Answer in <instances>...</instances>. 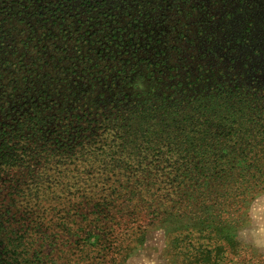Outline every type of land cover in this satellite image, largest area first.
Segmentation results:
<instances>
[{"label":"rangeland","instance_id":"1","mask_svg":"<svg viewBox=\"0 0 264 264\" xmlns=\"http://www.w3.org/2000/svg\"><path fill=\"white\" fill-rule=\"evenodd\" d=\"M18 1L0 0V106H3L4 112L18 107L22 104L17 99L21 94L19 87L25 86V90L30 91L36 87L34 91H40L36 96L42 98V105H47L44 112L46 115L57 113L61 118H68L66 123H73L58 134L55 132L52 136L41 138L38 152L41 151L43 157L38 159L39 165L28 157L26 161H30V164H26L25 168L6 172L5 184L8 189H3L4 185L0 182V208L9 211L10 223L13 220L22 223L14 216H21L18 210H26L23 192L30 185L39 190V202L44 201L48 206L45 216L47 221L52 220L51 223L55 224L48 225L47 233L51 235L48 247L42 249L44 261L47 264H186L183 254L175 249V239L185 228H189L191 232L198 218L202 217L210 222L211 227L215 224L220 226L219 229H223L229 239L221 240L217 232L209 234V231H204L202 238L193 230L189 233L192 242L187 240L189 251L198 245L215 250L214 246L219 240L218 245H222L224 250L217 252L223 259L220 264H264V190L249 196L245 206H234L233 192L236 191L233 190L232 177L229 181L231 183L227 182L223 187L217 186V182L216 185L203 184L202 198L190 201L180 198L181 187H177L171 180L173 177H169L170 168H163L162 165L155 168L159 164L156 161L158 151L152 149V145L157 143L170 146L167 135L159 132L164 126H160V122L155 124L156 121L148 125L145 117L138 124L129 121L131 116L142 115L144 111V98L141 96L147 92L154 93L151 89L154 81L152 77H146L151 70L148 69L149 61L153 60L145 58L139 62L134 58L133 65L128 64L132 72L129 73L127 83L108 84L101 91L99 102L97 98L92 105L94 96L87 92L94 84L86 79L88 70L86 67L82 68V61L78 63V67L68 68L66 63L69 66L73 64L71 49L65 55L63 51L60 52L61 44L56 40V7H37L33 11L28 10L26 1ZM72 2L77 5L80 3L79 0ZM242 2L246 4L241 3L237 8L239 3L236 0H206L203 5H197L196 13L190 15L186 23L178 25H184L188 32H193L198 38L203 36V45L213 47L214 56H217H212L213 66H217L219 56L223 54L227 55L224 61L233 58V48L241 47L237 44L253 48L259 45L253 40V35L241 34V31L264 32V0ZM15 6H18V10H12ZM11 13L12 17L17 18L16 28L7 21V14ZM36 21H42V24L32 27ZM137 28L141 30H136V33L144 32L143 26ZM42 33L46 35L35 40L36 35ZM235 34L238 35L233 39ZM170 38L173 39V35ZM196 42L194 48L198 46L201 54L203 46L198 45L199 39ZM50 43L56 45L52 46ZM171 46H175V42L172 41ZM216 46H225L226 50L214 49ZM92 49L93 47H84L81 52L84 61H87L84 59L87 54H94ZM111 49L113 47L110 45L108 51H105V55L110 56V65L103 69L109 76L114 71L112 66L119 63L111 57ZM121 51V58L124 60L128 59L130 52L133 54L130 47L127 52L124 49ZM247 52L237 55L232 71L227 65L220 66L227 68L232 74H243L252 94L263 93L264 90H257L254 79L260 78L264 82V71L260 75L250 74L247 73L250 70L243 69L240 64L244 55H248ZM68 55L71 56L69 59ZM204 59L205 57L201 62L209 61ZM103 60L106 59L99 58L89 63L90 72L102 69L98 66ZM41 70L43 72L39 74ZM204 76L208 80L214 77L209 74ZM223 78L219 76L217 82L227 83L228 79ZM207 85L209 89L214 88L209 81ZM107 90H110L109 94ZM159 90L161 93L166 92L164 89ZM115 93L121 96L116 98L120 103L115 106L114 111L122 112L124 100L133 102L130 109L124 111V117L117 122L105 119L108 116H102L111 108L105 98ZM60 104L62 108L59 107ZM84 113L86 116L97 113L106 122L95 128L94 123L87 121L84 128H77ZM14 114L15 111L11 112V117L6 120L0 107V122L6 123L8 127L14 125ZM147 127H150V135L147 134L145 138L142 135L146 133ZM47 128L46 126L44 130ZM47 147H57V150L54 157L47 158L49 160L44 164L46 153L43 149ZM145 148L150 150L142 152ZM230 173L233 174V171ZM183 181V186L191 184L189 179ZM178 183L182 184L180 180ZM211 187L214 196L208 195L212 192ZM174 191L178 195L172 196L171 192ZM238 209H243V215ZM12 228L14 231L20 230V234L25 229L16 222L12 223ZM211 230L213 229L210 228ZM208 237L212 238V242H208ZM233 240L236 242L235 256Z\"/></svg>","mask_w":264,"mask_h":264},{"label":"trees","instance_id":"2","mask_svg":"<svg viewBox=\"0 0 264 264\" xmlns=\"http://www.w3.org/2000/svg\"><path fill=\"white\" fill-rule=\"evenodd\" d=\"M153 1L148 0L147 4H141L140 14H142L144 9L147 10ZM155 1L160 3L161 6L159 7L162 8H164L162 6L164 1H168L167 7L170 12H173L172 6L169 4L171 0ZM242 1L236 0V3H239L237 8L241 6V3L246 4V2L243 3ZM176 2L179 1L174 0L173 4H176ZM176 7L179 11L180 9L185 11L183 6L177 5ZM8 17H10L9 20L13 19L14 23V18L12 16ZM169 18L172 19V25L168 26L167 30L158 26L160 28L158 36L162 39L156 44L161 45L157 48L155 46V52L150 57V60L154 62L149 61L148 66V69H151L150 75H146V77H152L154 81L153 88H151L154 93L147 92L141 96L144 98V111L142 115L131 116L129 121L138 124L145 117L148 125L156 121L155 124L160 122V126H164L159 132L167 135L170 146H161L157 143L152 145V149H157L158 151V159L156 161L159 164L155 168H159L160 165L163 168H170L169 177H173L171 180L177 187H181L180 198H186L189 201L197 200V198H202L201 193H203V190L201 187L203 184L216 185L215 182H217V186L223 187L227 182L231 183L229 181L233 177V190L236 191L233 192V205L238 207L245 206L249 196L264 190V96L261 95L264 92L252 94L248 90L250 86L246 84L247 80L243 79V74H232L228 72L227 68H223L220 65H227L232 71L234 63L237 61V55L248 51V55H244L240 60V64L243 69L250 70L247 73L252 72L254 75H260L264 71V32L257 30L241 31V34L248 33L253 35V40L259 45L253 48L242 43L237 44V46L241 47L233 48V58L224 61L223 59L227 55L223 54L219 56L217 66H213L211 64L214 63L212 58L217 56H214L212 46L203 45L205 38L203 36L198 38L193 32L191 33L187 29L178 27V25L183 23V19L179 18L177 13L172 14ZM71 25L70 34L71 39H73L72 35L78 33L83 26L75 28V24ZM128 26H130L129 23L124 28H128ZM163 33H165L164 36ZM37 35L41 38L45 34ZM78 35L77 40H80L79 37L81 36L80 34ZM170 35H173V39L170 38ZM237 35L235 34L233 39ZM198 39V45L203 46L201 54L198 46L194 48ZM62 41L60 38V42ZM172 41L175 42L173 47L171 46ZM147 42L144 41L143 44L145 45ZM177 42L181 46H178ZM51 45L54 46L56 44ZM73 47L76 46L73 44ZM77 49L76 54L78 55L82 47L78 46ZM214 49L224 51L226 47L216 46ZM144 53L146 55L149 54L147 49L144 50ZM79 57L77 56V58ZM204 57V60L208 59L209 61L201 62ZM141 61L144 60L141 59ZM42 72L41 70L39 74ZM208 74L214 77H210L211 79L208 80L204 76ZM219 76L224 77L223 79L227 78L228 81L226 80V82L231 85L226 86L227 83L225 82L224 84L217 82L219 81ZM94 79L108 85L109 78L107 76ZM120 79H124L126 84L129 76L124 75V78ZM254 80L257 90H264L262 79L255 78ZM207 81L214 85L213 89L207 88ZM240 86L242 87L241 90L239 89ZM159 89H164L166 92L161 93ZM87 93L94 96V99L91 100L93 105L95 100L99 99V95L95 94L94 91ZM119 96L121 95H109L108 101L111 108L106 110L108 111L107 113L102 114L103 117L108 116L105 119L109 118L114 122L120 121L124 117V113L133 105L132 101L124 100L123 103L125 105L122 108V112L114 111L115 106L120 103V100L116 101ZM112 100L116 104H113ZM22 101L25 103L14 110L17 111L16 115H18L13 120L15 121L14 125L8 127L6 123L0 122V182L4 185L3 189L7 188L5 184L6 172L9 173L10 170L16 168H25L26 164H30V161H26L28 157H31L39 165L38 159L43 157L42 152H38L40 141L45 139L47 135L52 136L55 132L57 134L60 133L65 127L72 124V122L66 123L67 119L62 121L59 115H46L44 112L47 105H41L42 98L39 100L32 96L29 99L28 96H23L19 98V102L22 103ZM156 102L159 104H156ZM134 105L138 106L136 103ZM0 107L5 119L9 120L10 113L13 110L8 109L4 112L3 106ZM59 111L60 113L62 112L60 109ZM103 117L96 113L90 115L88 120L90 121L89 123H94V127L97 128V125L105 124L106 121ZM52 120H54V125L49 126ZM84 124L78 125L77 128H84ZM46 126L48 128L45 131L44 128ZM145 131L146 133L142 136L147 138V134L150 135V127L145 128ZM34 145L36 147H33ZM44 147H46V143ZM56 150L57 147L54 149L49 147L43 149L46 153L44 164L48 162L49 159L47 158L54 157ZM147 150L150 149L145 148V150L141 151L145 152ZM231 171H233V174L230 173ZM37 177L40 176L37 175ZM182 177L185 180H191V184L183 186L184 179ZM179 180L182 184L178 183ZM32 186L30 185L23 192L26 210L23 212L18 210L21 216H14L15 219L22 223L14 220L10 223L9 211L0 208V264H47L44 261L42 249L48 247L51 235L47 233L48 227L55 223H51L52 220L47 221L45 214L49 208L44 201L39 202V190ZM210 190L212 192L208 195L214 196L213 188L211 187ZM175 194L177 192H171L172 196ZM240 214L243 215V209L240 210ZM179 216H182V214L179 213ZM186 216L184 212V217ZM14 222L18 226L21 225L22 229L25 228L24 233L20 234V230H13L12 223ZM210 228L213 230L210 231ZM219 228L221 227L216 224L211 227L209 221L207 222L206 219L200 217L197 223L194 224V228H191V232H189V228H185L180 232V235L175 239L177 244L175 249H179L180 254H183L187 261L186 264H220V260L223 259L217 252L219 250L224 252V250L222 245H218L219 240L214 246L215 250L206 249L202 245H198L193 248L194 250L189 251L190 245L187 242L188 239L192 240L189 233H192L193 230L198 232L202 238L204 231H209V234L217 232L221 240L227 241L229 239L227 238L228 236L226 237L224 230ZM207 239L209 240L208 242H212L211 237ZM235 243L233 240L234 256L237 255ZM208 246L211 247V244L208 243Z\"/></svg>","mask_w":264,"mask_h":264},{"label":"flooded vegetation","instance_id":"3","mask_svg":"<svg viewBox=\"0 0 264 264\" xmlns=\"http://www.w3.org/2000/svg\"><path fill=\"white\" fill-rule=\"evenodd\" d=\"M22 1H26L29 8L28 10H33V11H35L37 7L41 9L43 8L48 9L49 6L56 7L57 13L55 14V16L57 21L56 23H58L56 29L58 31V35L56 36V40H58L59 44H61L60 52L63 51V55H65L71 49L70 51L71 56H73V60H72L73 64L69 66V64L66 63V65H68V68L78 67V63L82 61L83 62L82 68L86 67V70H88L89 73V75L87 74L86 79L94 84L93 87L89 88V91L95 90L94 93L98 94L99 97H101L102 96L101 91H103L107 87V85L102 81H96L94 78H104L105 76H107V78H109L108 84L112 83V78H113V83L116 82H117L116 84L125 83L124 79H120V78H124V75L129 76V73L132 72L131 70H129L130 66H128V64L133 65L134 58L137 59V61L139 62L141 61V59H145V58L150 59L151 55L155 50L156 43H158L162 39L158 36L159 34L158 30L160 29L159 27L166 28L167 30V27L172 21V19L169 17L175 13L179 15V18L183 19V23H186V20L190 17V15L196 13L195 9L197 8V5L198 4L203 5L206 0H178L179 2H176V4H173L174 0H171L169 1V4H171L173 12H170V10L167 7L168 1H164V3L162 4L164 8H162L159 7L161 6V4L154 0L153 3L150 6H148L149 10L144 9L142 11V14H140L141 4H147L148 0H79L80 3L78 5L74 4L72 0H55V1L54 0H19L18 3H22ZM177 5L183 6L185 11H183L182 9H180L179 11V9L176 7ZM153 8L154 10H152ZM12 10H18V6L17 7L15 6ZM70 10L72 11V13H69ZM7 16H13V14L12 13L7 14ZM9 18L10 17L7 18V21H11L9 22V25L11 24L13 28H16L17 24L15 23V21L17 20V18L13 17L15 20L14 23H13V19L9 20ZM35 23L37 24L34 25ZM128 23L130 24V26H128V28H124ZM41 24L42 21L41 22L36 21L32 24L33 25L32 27L40 26ZM71 24H75L74 25L75 28H80L81 25L83 26L79 30L80 33L78 32L72 35L73 39H71V34H70V31L72 29ZM138 26H143L144 32L136 33V30L139 31L141 30V28H137ZM144 26L147 27L144 28ZM183 26L181 28L183 29L187 28ZM78 34H80L81 36L79 37L80 40H77V37L79 36ZM164 34L165 33H163V36ZM60 38L63 40L62 42H60ZM36 39H39L38 35H36L35 40ZM144 41H148V42L145 43L144 45L143 44ZM50 44H54V43H50ZM73 44L76 47H73ZM110 45L113 47V49L110 50V53L112 54L111 57H113L115 61L119 62L118 64H114V66H112V68L114 69L112 76H109L108 73L105 74V72H103V69L109 67L110 65L109 62L110 56L107 54L105 55V51H108ZM157 45H161V44H157ZM78 46L82 47L81 52L84 50V47H93L91 52H93L94 54L91 56L87 54L84 57V59H87V61H84L83 56H81V52L78 55L76 54L78 51L77 49ZM129 47H130V51L131 50L133 51V54L131 55L130 52L128 59L124 60L121 58V54H122L121 49H124L127 52ZM146 49L149 52L148 55L144 53V50ZM71 56L68 55L67 59H69ZM77 56L80 57L77 58ZM99 58L100 60L108 59V61L103 60V62L99 64L98 67L102 69H100L98 72H90V68L88 67V64L92 63L93 61ZM104 64L105 66H102ZM136 64L138 65L139 63ZM62 88L64 89V87ZM35 89L37 88L34 87L30 91V90H25V86H20L19 92L22 95L19 94L20 95L19 98H22L23 96L26 97L28 96L29 99H31V97L33 96L40 100V97L36 96L37 93L40 91L39 90L34 91ZM107 93L109 94L110 90H107ZM115 94L118 95V93ZM10 96L14 97V95L11 94ZM19 98H17L18 102H19ZM108 98L109 96L105 98L106 102H109ZM97 102H99V99ZM24 103L25 102L22 101V104ZM21 105L15 107L12 110L13 111L16 110V108H19ZM60 106L61 104L59 105V107ZM16 112L17 111H15V114L13 115V119L17 118L18 116L16 115ZM56 115L58 116L57 113L54 114V116ZM84 115L85 117H83ZM83 116L82 117L78 116V118L81 117L80 118L81 122H78V125L86 123L87 121L88 123L90 122L89 120H86L87 117L89 119L90 115L86 116V113H84ZM59 118L62 121L65 120L64 118L61 117ZM66 119L68 120L67 117ZM47 123L49 124L48 120ZM51 125H54V120L51 121Z\"/></svg>","mask_w":264,"mask_h":264}]
</instances>
